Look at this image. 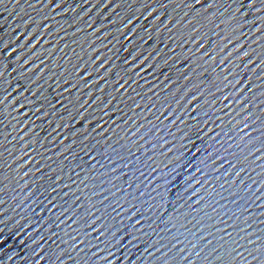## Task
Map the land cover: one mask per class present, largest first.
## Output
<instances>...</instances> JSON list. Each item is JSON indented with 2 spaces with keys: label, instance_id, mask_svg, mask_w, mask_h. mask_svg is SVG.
I'll list each match as a JSON object with an SVG mask.
<instances>
[{
  "label": "water",
  "instance_id": "1",
  "mask_svg": "<svg viewBox=\"0 0 264 264\" xmlns=\"http://www.w3.org/2000/svg\"><path fill=\"white\" fill-rule=\"evenodd\" d=\"M0 264H264V0H0Z\"/></svg>",
  "mask_w": 264,
  "mask_h": 264
}]
</instances>
